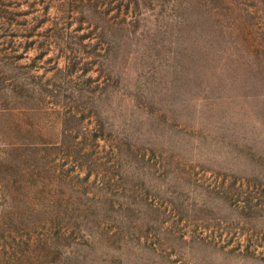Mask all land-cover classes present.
Returning a JSON list of instances; mask_svg holds the SVG:
<instances>
[{
	"label": "rangeland",
	"instance_id": "374dc122",
	"mask_svg": "<svg viewBox=\"0 0 264 264\" xmlns=\"http://www.w3.org/2000/svg\"><path fill=\"white\" fill-rule=\"evenodd\" d=\"M0 264H264V0H0Z\"/></svg>",
	"mask_w": 264,
	"mask_h": 264
}]
</instances>
